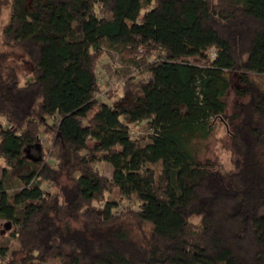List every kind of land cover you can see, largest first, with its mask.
I'll use <instances>...</instances> for the list:
<instances>
[{
  "label": "trees",
  "instance_id": "16d2710c",
  "mask_svg": "<svg viewBox=\"0 0 264 264\" xmlns=\"http://www.w3.org/2000/svg\"><path fill=\"white\" fill-rule=\"evenodd\" d=\"M0 47L32 74L0 51V264H264V0H9ZM103 47L141 75L109 104ZM212 121L226 167L198 152Z\"/></svg>",
  "mask_w": 264,
  "mask_h": 264
},
{
  "label": "rangeland",
  "instance_id": "374dc122",
  "mask_svg": "<svg viewBox=\"0 0 264 264\" xmlns=\"http://www.w3.org/2000/svg\"><path fill=\"white\" fill-rule=\"evenodd\" d=\"M9 0H0V32L1 27L7 20ZM0 51L5 52L4 59L7 63L11 64L16 72L19 84L22 85L32 78L31 65L18 50H9L0 47ZM207 54L210 58L214 56V51L209 50ZM96 74L99 85V92L96 96L97 100L102 103L109 104L112 100L117 98L120 94V87L122 81L126 77H133L138 79L141 77L140 73L133 67L128 54L121 48H102V55L96 64ZM245 99H237L234 97L232 91L227 95V113H230L232 105L239 104ZM92 114V111L89 115ZM4 127V124H1ZM145 132L142 125H136L130 129L132 137H137ZM49 146V138L40 135L36 146H31L26 150V157L28 159H36L42 157L46 153ZM91 146V144L89 145ZM198 152L200 156L214 158L221 166L226 167L229 165V139L225 127L219 121H212V131L210 136L203 141H199ZM49 162L53 160L48 159ZM97 171L107 179H110L111 168L106 163H98L96 165ZM46 189V186H43ZM117 197L116 191L107 195V199H115ZM136 202H121L118 209L126 207L135 208ZM11 226L0 220V240L5 239L9 234ZM9 249L13 247V242L8 244ZM48 264H57L50 262Z\"/></svg>",
  "mask_w": 264,
  "mask_h": 264
}]
</instances>
